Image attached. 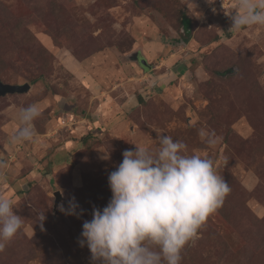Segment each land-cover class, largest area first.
Returning a JSON list of instances; mask_svg holds the SVG:
<instances>
[{
  "label": "rangeland",
  "instance_id": "obj_1",
  "mask_svg": "<svg viewBox=\"0 0 264 264\" xmlns=\"http://www.w3.org/2000/svg\"><path fill=\"white\" fill-rule=\"evenodd\" d=\"M234 7L0 0V79L30 84L0 96V197L22 217L0 264H92L78 241L93 208L111 198L109 173L123 151L154 148L161 134L212 159L230 188L181 264H264V26L230 31ZM182 15L191 22L187 43ZM33 104V140L13 143L21 108ZM73 199L76 215L67 214Z\"/></svg>",
  "mask_w": 264,
  "mask_h": 264
},
{
  "label": "clouds",
  "instance_id": "obj_2",
  "mask_svg": "<svg viewBox=\"0 0 264 264\" xmlns=\"http://www.w3.org/2000/svg\"><path fill=\"white\" fill-rule=\"evenodd\" d=\"M229 16L230 31L264 26V0H235ZM39 116L35 104L21 108L12 142L32 141ZM199 135L215 145L214 133L202 129ZM156 140L154 148L135 145L123 151L122 162L108 175L110 200L103 209L94 207L91 220L83 222L78 243L88 248L92 264H181L182 251L195 243L229 194L212 159L188 153L187 145L171 136ZM78 207L73 199L67 214L76 215ZM59 210L66 211L62 205ZM44 219L43 212L39 221ZM21 227L11 200L0 197V252Z\"/></svg>",
  "mask_w": 264,
  "mask_h": 264
},
{
  "label": "water",
  "instance_id": "obj_3",
  "mask_svg": "<svg viewBox=\"0 0 264 264\" xmlns=\"http://www.w3.org/2000/svg\"><path fill=\"white\" fill-rule=\"evenodd\" d=\"M139 64L145 70L150 69L149 64L144 59H142L141 61L139 60ZM29 88H30L29 83L11 84V83H7V82H3L0 79V96H4L7 94H13V93H25L29 90ZM54 196H55L54 207H56L61 200V195L58 191H56L54 193Z\"/></svg>",
  "mask_w": 264,
  "mask_h": 264
},
{
  "label": "trees",
  "instance_id": "obj_4",
  "mask_svg": "<svg viewBox=\"0 0 264 264\" xmlns=\"http://www.w3.org/2000/svg\"><path fill=\"white\" fill-rule=\"evenodd\" d=\"M180 23H181V28H182V31H183V34L182 36H184L182 38V41L187 43L188 40H189V34H190V25H191V22H190V19L188 17H186L185 15H182L181 16V19H180ZM5 57H3L2 55H0V72L3 71L6 67H5ZM36 78L32 79L31 82L35 81ZM85 139V137H84Z\"/></svg>",
  "mask_w": 264,
  "mask_h": 264
},
{
  "label": "built area",
  "instance_id": "obj_5",
  "mask_svg": "<svg viewBox=\"0 0 264 264\" xmlns=\"http://www.w3.org/2000/svg\"><path fill=\"white\" fill-rule=\"evenodd\" d=\"M64 123V121H62Z\"/></svg>",
  "mask_w": 264,
  "mask_h": 264
}]
</instances>
